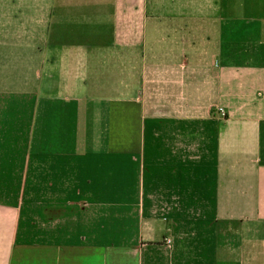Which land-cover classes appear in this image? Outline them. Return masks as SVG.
Returning a JSON list of instances; mask_svg holds the SVG:
<instances>
[{
    "label": "crops",
    "instance_id": "1",
    "mask_svg": "<svg viewBox=\"0 0 264 264\" xmlns=\"http://www.w3.org/2000/svg\"><path fill=\"white\" fill-rule=\"evenodd\" d=\"M0 264H264V0H0Z\"/></svg>",
    "mask_w": 264,
    "mask_h": 264
},
{
    "label": "built area",
    "instance_id": "2",
    "mask_svg": "<svg viewBox=\"0 0 264 264\" xmlns=\"http://www.w3.org/2000/svg\"><path fill=\"white\" fill-rule=\"evenodd\" d=\"M219 113H220L222 116H224V113H223V110H222V109L219 110ZM168 243H169V242H168Z\"/></svg>",
    "mask_w": 264,
    "mask_h": 264
}]
</instances>
